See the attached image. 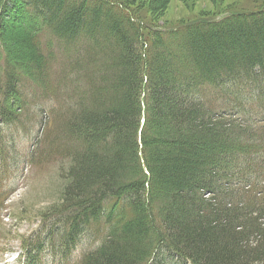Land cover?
<instances>
[{
  "label": "trees",
  "instance_id": "16d2710c",
  "mask_svg": "<svg viewBox=\"0 0 264 264\" xmlns=\"http://www.w3.org/2000/svg\"><path fill=\"white\" fill-rule=\"evenodd\" d=\"M16 1L35 24L8 34L0 0V122L19 124L13 103L35 84L31 102L62 101L42 155L70 157L24 263L264 264V4L145 33L131 0ZM154 185L168 190L157 205Z\"/></svg>",
  "mask_w": 264,
  "mask_h": 264
},
{
  "label": "rangeland",
  "instance_id": "374dc122",
  "mask_svg": "<svg viewBox=\"0 0 264 264\" xmlns=\"http://www.w3.org/2000/svg\"><path fill=\"white\" fill-rule=\"evenodd\" d=\"M67 1L71 3V0ZM131 1L132 5L130 8H126L125 12H129L131 17L135 18V21L138 22L145 33L151 31L149 27L158 29L173 28L195 20L200 16L217 19L234 11L248 13L264 4V0ZM110 4L118 6L117 2L116 4ZM17 5L20 8L23 6L16 0H9L8 7L10 10L7 12L8 16L5 19L7 23L5 28L8 34L12 33L16 36L29 33L31 30L29 27L35 24V22L26 18L22 10L16 8ZM117 16L118 14L114 13L112 17ZM144 22L149 31L145 28ZM126 25L125 23L124 26L126 27ZM43 28L45 27L43 26ZM81 38H78V40L82 41L83 38L82 40ZM100 39L101 41L104 40L103 38ZM3 43L7 52L9 50L10 60L7 59V63L9 61L15 64L16 60L11 55L10 50L14 49L16 45L6 37L3 38ZM181 46V43L175 45L173 50L175 51ZM73 49H77L76 46H72L71 50ZM157 50L163 52L164 48H157ZM169 60L171 67L178 70L179 67H176L177 64L173 62V58L170 57ZM21 62L19 60L16 63L19 65L17 73L25 79V76H27L26 66L24 62ZM60 62L59 57H57V61L51 62L53 81L55 79L54 72L58 70ZM30 84L31 89L22 96L25 103L22 105V109L11 101L15 105L13 107L15 112L20 116L19 124L9 127L0 122V142L2 140L5 142L4 137L8 139V143L5 142L4 144L2 141V144H0V264H25L28 243L36 236L46 237L49 228H45L49 221L46 219V214L52 207L61 204L63 192L68 182L66 169L69 166L70 157L53 153L42 155V151L48 148L45 138L55 132V121L59 116V112H56L60 109L62 101L52 95L47 100H40L39 103L31 102L29 92L37 93V90L35 84ZM147 134L162 135L164 133L152 126ZM4 147H6L8 154L5 160H2V149L4 150ZM159 149L166 150L165 148ZM152 190L154 194L153 201L156 205L157 202L164 201L165 193L168 191L166 187L154 185ZM91 241L93 239L88 235L81 238L80 244L74 253L75 260L80 258L85 249L91 248ZM40 256L42 264H53V258L49 254H40ZM169 262L170 264H179L177 258H171Z\"/></svg>",
  "mask_w": 264,
  "mask_h": 264
},
{
  "label": "bare ground",
  "instance_id": "6f19581e",
  "mask_svg": "<svg viewBox=\"0 0 264 264\" xmlns=\"http://www.w3.org/2000/svg\"><path fill=\"white\" fill-rule=\"evenodd\" d=\"M102 7V6H101ZM102 10V9H101Z\"/></svg>",
  "mask_w": 264,
  "mask_h": 264
}]
</instances>
